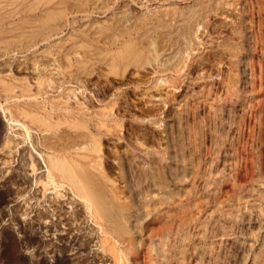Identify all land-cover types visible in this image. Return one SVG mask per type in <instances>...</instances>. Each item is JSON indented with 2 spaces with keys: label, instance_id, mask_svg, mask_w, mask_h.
<instances>
[{
  "label": "rangeland",
  "instance_id": "rangeland-1",
  "mask_svg": "<svg viewBox=\"0 0 264 264\" xmlns=\"http://www.w3.org/2000/svg\"><path fill=\"white\" fill-rule=\"evenodd\" d=\"M43 138L75 147L38 153ZM49 155L68 160L47 185ZM0 159V264H81L22 226L71 216L87 236L91 196L134 214L131 264H264V0H0ZM18 168L34 176L22 194L3 186Z\"/></svg>",
  "mask_w": 264,
  "mask_h": 264
},
{
  "label": "bare ground",
  "instance_id": "bare-ground-1",
  "mask_svg": "<svg viewBox=\"0 0 264 264\" xmlns=\"http://www.w3.org/2000/svg\"><path fill=\"white\" fill-rule=\"evenodd\" d=\"M177 54H180V53H177ZM159 58H160L161 62L159 61ZM157 59H158V62H160V64L158 63L159 64L158 66H160L159 67L160 69H163V68L166 69V66L169 65L171 61H174L173 60L174 58L171 57V53H163V54L159 55V57H157ZM90 114H88V115H90ZM5 115L3 114V118H5L4 117ZM86 115H87V113H86ZM110 116H112V115H109V118H108V116L105 118H102L99 116L98 119H96V121H95L96 122L95 123V129L100 130L103 135L104 134L109 135L111 133L110 132L111 129H107V127L111 123H114L115 121H112L110 118H112L113 116L112 117H110ZM9 121H11V119ZM55 127L57 128V126H55ZM74 127H75V125H74ZM84 127L87 131L92 132V128L90 125L85 124ZM77 128H79V127H77ZM36 134H37V132H36ZM55 134H56V132H55ZM57 134H59V133H57ZM62 135H64V133H62ZM65 135H66V133H65ZM53 137H55V139H56L58 136L56 137V135H54ZM68 137H70V136H68ZM60 139H58V140H60ZM92 139H93L92 140L93 144H97L101 138H100V136L97 137V136L93 135ZM61 140H64V139H61ZM67 141H69V139ZM60 144H61V141H60ZM32 145H31V148H32ZM59 146L61 147V145H58V147ZM78 146L79 145H77V147ZM60 147L59 148L54 147L52 145V143L47 140V138L46 139L43 138L41 140V142L36 143V145L34 146V149L38 153L41 152V150L46 152V150L51 149L54 152H57V151L61 152L62 151L63 154H66L67 152L70 153L72 151V149H74L75 146H73L71 148H66V149L60 148ZM94 151H95L94 149L90 150L91 156H93ZM49 156H52V155H49ZM91 156H89V155L85 156V159H90L89 160L90 162H95V160ZM52 158L54 159V160L53 159L52 160L55 161L54 165L53 164L46 165V167H45L46 170L41 174V176L39 174V179H42V178H44V174L47 173V182H46L47 185L50 183L52 184V182H55L54 180L49 179L48 176L53 178V176L56 174V172H59L60 174H66L64 163L68 160V157L57 155L54 157L52 156ZM31 159L33 161V167H34L32 174L33 175L35 174L34 176L38 177L37 172L39 170L43 169V167L40 166V163L38 164V162L37 163L35 162L36 158L34 156H31ZM44 162H45V160H44ZM45 163H47V162H45ZM150 164H156V159L151 158ZM0 167H2V166H0ZM30 175H31V173H30ZM34 176L31 177L22 171L20 172V168H18L16 170L12 171L9 174L8 178L4 179V185L3 186L7 189V187L9 185H15V186H17L16 194H22L23 192H25V189L31 185V182L34 179ZM71 177H72L71 179H76V176H71ZM77 179L81 183V186H82V187L80 186L81 189H83V187L85 185L88 187L91 184L92 178H90V176H88L87 173H85L84 171L81 170L77 175ZM49 186H51V185H49ZM51 187H53V186H51ZM53 188H54V190L56 189V191H58V189L55 186ZM47 192H48V190L44 191V193H41V195H38V196L36 195V197H35L36 201H39L40 196L46 198V195L48 194ZM38 193H39V191H38ZM76 193H77L78 198H80L81 200H84V197H82L78 192H76ZM3 195H4V193H3ZM59 196H57V197H59ZM51 197H53V196H51ZM57 197H55V199ZM63 197H64V195H63ZM60 198H61V196H60ZM80 199H78V200H80ZM86 201L89 202L91 204V206L93 207V213H92L93 220H94L95 226H97L99 229L98 231L97 230L95 231V229H93L91 233H89L87 236H85L86 232L85 233L83 232L84 233V235H83L82 233H79L81 231H76L77 228H75L74 225L72 226L70 224V217L71 216L70 217L65 216L63 218H64V220H66V222L69 226L67 228L65 227L64 231L59 229L58 225L54 224L53 226H49V224L51 222L49 224L47 222V225L49 227H47L45 225L46 224L45 222H44L45 224L40 223V222L36 223L35 226H32V228L37 227V229H35L36 232H34V234L33 233L31 234L29 228L22 226V230L24 231L23 233L25 235V237H24L25 242L22 241V243L40 245L42 242V236H41L42 232L41 231L46 229L47 232H49V233L53 232V233L57 234L56 235V236H58L57 241L62 245V247H64V249L66 247H70L71 249H73L74 254L72 253L73 257L71 259L77 260L81 264H131V262L129 261V255L131 254L132 256L135 257V253H137V247H136V244L134 243V237L131 234V231L128 230L126 223L122 219L126 218V217L132 218V217H134V214L129 212L128 209L126 208V206L124 204H122L121 202H118L116 205H112L111 208H107V207H105L104 203H102V200L98 199L97 197L91 196L90 198H87ZM77 202H79V201H77ZM42 203H43V201H42ZM47 203H49V202L47 201ZM58 203H60V202H58ZM62 205H63V203H62ZM62 205L59 204L57 206L58 213L60 212L61 209H59V208H62ZM51 206H53V205L51 204ZM64 210H66V209H64ZM77 210H78V208H77ZM63 214H65V212ZM69 215H72V214L70 213ZM47 216H49V215H47ZM59 216H60V214H59ZM80 216H83V215H80ZM80 216L79 217L74 216V218L75 219L77 218L78 220H80V218H81ZM71 218H73V217H71ZM75 219H73L74 222H75ZM84 219H85V217L83 218V221H84ZM52 224L53 223H51L50 225H52ZM30 225H31V223H30ZM82 226H84V225H82ZM61 227L62 226H60V228ZM49 236H51V235H49ZM13 238H14L13 232L10 229H6V230H4L3 235L0 236V241L3 240L6 242H9V243H13ZM48 238H50V237H48ZM50 241H52V240H50ZM68 261L69 260L64 258V260H59L57 262V264H65ZM35 264H41L40 260L37 259L35 261Z\"/></svg>",
  "mask_w": 264,
  "mask_h": 264
}]
</instances>
